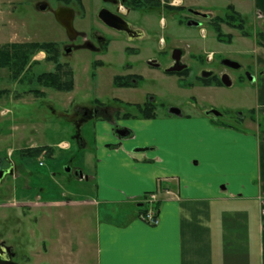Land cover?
Returning <instances> with one entry per match:
<instances>
[{"label": "rangeland", "instance_id": "1", "mask_svg": "<svg viewBox=\"0 0 264 264\" xmlns=\"http://www.w3.org/2000/svg\"><path fill=\"white\" fill-rule=\"evenodd\" d=\"M195 1L219 16L225 13L228 4H232L231 0ZM237 1L233 4L253 33L252 8L249 4L242 6L239 3L249 0ZM100 4L101 0H82L83 11L75 3L69 7L75 11L74 28L86 34L93 44V31L102 33L110 39L108 51L92 53L79 49L65 53L66 38L53 16V11L63 6L61 3L55 0H0V46L53 44L57 62L67 65L73 72V88L69 92L38 84L35 81L38 76L56 72L50 54L41 48L29 52L25 68L18 77L13 78L6 68L0 69V154L19 164V150L43 146L53 149L51 158L43 157L42 167L35 159L21 160L30 174L9 178L0 186V241L13 248L16 264H51L48 259L35 263L34 257L40 254L35 252L45 246L47 256L54 258L53 244L57 235L63 232L66 236L71 225L78 226L84 247L81 264H94V226L103 215V207L90 205L98 198L95 190L97 160L86 159V152H94L97 137L105 132V128L104 121L98 117H88L80 126L75 124L80 119L76 112L96 105V100L124 111L123 105L112 103V100L142 105L153 98L156 103L155 121L165 117L170 108H178L189 116L215 111L219 117H207L212 121L217 119L220 125L239 130H244L243 123L250 121L249 109L254 102V93L253 83L248 81L252 73L248 41L252 37L244 38L237 31L226 28L224 32L232 37L230 42L224 43L217 41L204 23L200 26L206 30L203 38L199 28L180 26L176 18L165 16L166 28L162 29L155 14H133L127 20L134 28H140L144 36L130 43L124 35L109 31L96 20ZM41 5H46L45 12L38 10ZM160 39L167 47L162 54L158 48ZM184 43L190 47L189 56L184 55L190 68L189 76L179 78L163 73V66L170 61L171 48ZM75 44L83 45L80 38ZM126 46L137 47L139 53H124ZM207 53L215 55L213 62H206ZM151 59L159 60L161 68H149L146 63ZM222 59L240 65L237 70H228L232 85H200L197 81L200 71L208 68L220 73L218 66ZM98 61L103 64H93ZM126 74L142 76L136 89L112 84L114 76ZM137 119L113 117L112 136L119 141V131L135 128ZM58 144H67L68 147L59 148ZM77 171L82 173V180L75 175ZM38 201L85 205L53 209L33 206ZM68 240L64 237L63 243ZM63 258L58 264H66V256Z\"/></svg>", "mask_w": 264, "mask_h": 264}, {"label": "crops", "instance_id": "2", "mask_svg": "<svg viewBox=\"0 0 264 264\" xmlns=\"http://www.w3.org/2000/svg\"><path fill=\"white\" fill-rule=\"evenodd\" d=\"M248 2L239 3L252 8L251 25L256 27L255 14L262 19L253 31L257 37L248 41L255 80L244 130L215 124L204 114L166 115L137 119L127 129L131 135L117 141L112 121L101 119L105 132L94 152H86V159L97 160L98 198L90 205L103 207L94 226V264H264V0ZM148 194L157 205L153 226L138 216ZM77 205L85 203L33 206ZM68 229L56 237L54 258L41 246L35 263L58 264L66 256V264H81L79 228Z\"/></svg>", "mask_w": 264, "mask_h": 264}, {"label": "flooded vegetation", "instance_id": "3", "mask_svg": "<svg viewBox=\"0 0 264 264\" xmlns=\"http://www.w3.org/2000/svg\"><path fill=\"white\" fill-rule=\"evenodd\" d=\"M55 1H56V3L58 2V3H61L63 5V6L58 7L57 9L67 8V9H70L73 11V14H74L73 22H74V18L76 17L75 11L73 9H71L69 6L72 3H75L83 11L82 0H81L80 5H78V3L75 0H68V1L55 0ZM234 1L235 0H231L232 4H228L227 6L232 5L234 7V4H233ZM195 2L197 3V1H195V0H101V4L96 11V20H98L100 22V24L102 26H104L106 29H108L109 31L124 35L130 43H132L134 41L141 40L144 36V32L140 28H134V26L131 25L130 22L127 20V18L133 14L145 15V16L155 14L156 16L159 17L158 20H159L160 27L162 29L166 28L165 16H170V17L176 18V21L178 22V24L180 26L183 25V26L191 27V28H199L200 35H201V37L204 38L206 35V30L200 26L204 23L214 33L212 28L215 26L216 23H220V21H218V20L220 18H222L224 14L221 16L214 15L211 12H208L206 9L202 8L200 5L196 4ZM227 6L225 7V9L227 8ZM101 10H106V11L110 12L111 14H113L117 17L118 29H114V28H111V27L105 25L98 18V13ZM55 11H53V12H55ZM261 19H262L261 16L255 14V20H256L255 26L256 27H253L254 24H253V26L251 25V28L253 31L255 28H257L259 26ZM73 22H72V27H73V30L75 32V36L72 40L69 39L65 30L59 25L62 28L64 35H65V38H66L65 40H66L67 45H65L66 47L63 48L65 53L67 50H69L68 53H71L72 51H77L79 49H86L92 53H104V52L106 53L108 51V47L110 45V39H107L102 33H99L98 31L95 30V31H93V33H92L93 35L91 37L92 40L94 41V44H93L86 37V34L80 32L74 28ZM257 23H258V25H257ZM226 28L231 29L227 25L220 23V29L222 30V32L226 35H231L229 33L224 32V29H226ZM256 33L257 32H255V33L253 32L252 37H253V34L257 37ZM214 35H215V33H214ZM79 38L81 39V42L83 43L82 46L75 44ZM244 38H246V37H244ZM158 48L160 50V54H162L163 52H165L167 50V47H166L164 40H162V39L159 40ZM171 49L172 50L170 52V61L163 66V68H162L163 73L168 74V75H176V74H179V73H181L187 69L190 70L189 66L185 62V57H184V55L189 56V54H190L189 44L184 43L183 45H175ZM123 51H124V53L130 52V53H132V55H137L139 53V49L135 46H126V47H124ZM163 56L164 55H162L161 57H163ZM173 56H179L180 57L179 66H183V67L185 66V68L182 69L180 72L168 73L166 70L173 67L176 63L173 60ZM214 56L215 55H213L212 53H207L206 54V62H208V63L213 62ZM224 60H227V59L220 60V63L218 66V68L221 69L220 73L217 72L215 69H208V68L202 69L200 71V73L198 74L199 77H198L197 81L199 83H200V81H205V82L211 81L214 83V84H211V85L205 86V87L224 86L222 83V78L227 77L229 79V81L231 82V85H232V80L230 78L228 70H230V69L231 70H237V69H233V68H230L228 66L223 65L222 62ZM93 64L102 65L103 63L98 61V62L93 63ZM146 65L149 68H153V69H160L161 68V64H160L159 60H157V59H151V60L147 61ZM239 68H240V65H239ZM122 76H131L132 77V80H131L132 86L129 87L131 89H136L138 87V84H139L138 80L142 79V76L137 75V74H126V75H122ZM188 76H189V74H188ZM178 77L181 78L184 76H178ZM187 77H184V78H187ZM250 78H251V80L249 79L248 81L252 83L255 79L253 77H251V75H250ZM216 82H219L220 85H216L215 84ZM143 104H151V105H154L156 107V103L154 102L153 98L147 99ZM170 109H172V108H170ZM176 109H178V108H176ZM178 110L181 112L182 116L185 115V114H183V112L180 109H178ZM118 111H120L119 108H116L115 106L96 104L94 106L83 109L80 113L76 112V115L79 116L80 119L78 121H76V122L74 121V122H75V124L80 126L81 122L84 121L85 119H87L88 117H90V118H94V117L97 118L98 117L101 119L107 118L110 121H112L114 115L117 114ZM121 112L122 111H120V113ZM213 113H217V112L205 111L204 115L205 116L211 115L214 118H217L220 116L219 113H217V115H215ZM167 115L170 116V114L168 112H167ZM212 122L220 125L217 122V119H214ZM229 127H232V126H229ZM43 147H47V146H43ZM31 148H36V147H31ZM43 157H46V156L43 154L40 156V158L35 159L36 162L38 163L39 167L43 166ZM0 158H1V162H0V186H2L6 182V180L9 178L17 179L22 174H23V177H25L24 173L30 174L24 168V164L22 163L21 160L19 161V164H18V163H14V162L10 161L5 156H2L1 154H0ZM67 170L70 171L69 168H67L66 171ZM69 171H67V172H69ZM79 173L80 172L77 171V172H75V175L80 177ZM28 188H30L29 185H28ZM8 248H10L9 252L7 251ZM15 256L16 255L13 251V248L11 246L7 245L5 242L0 241V259H2V260H9L10 259L13 263H15L14 262Z\"/></svg>", "mask_w": 264, "mask_h": 264}, {"label": "trees", "instance_id": "4", "mask_svg": "<svg viewBox=\"0 0 264 264\" xmlns=\"http://www.w3.org/2000/svg\"><path fill=\"white\" fill-rule=\"evenodd\" d=\"M68 1V0H65ZM78 5H80L81 0H75ZM218 21L220 23H223L227 25L229 28L237 31L240 33L241 36L249 38L252 37L251 31L247 27V22L244 19V17L238 13L235 8L232 5L227 6L225 9V13L222 18H220ZM220 23H216L215 26L212 28V30L215 33L216 40L219 42L228 43L231 40V35H226L222 32L220 29ZM41 48L46 50L50 54V60L55 63V74H45L40 75L35 80L38 84H42L45 87H50L52 89H55L56 91H65L69 92L73 88V72L71 69L67 67V65H63L59 62H57L56 58V50L55 46L53 44H46V45H4L0 46V69L6 68L12 73V77L16 78L18 77L23 69L25 68L28 54L31 52V50ZM190 70L187 69L179 74H176L178 76H184L187 77ZM64 78V80H63ZM132 77L131 76H114L112 80V84L116 87H122V88H129L132 86L131 84ZM201 85L209 86L211 84H214L211 81L205 82L200 81ZM216 85H220L219 82L215 83ZM95 104L103 105L99 101H95ZM112 103L123 105L124 111L121 113L118 112L114 115L116 118H137L138 119H151L155 118V106L151 104H129V103H122L121 101H118L117 99L112 100ZM136 116V117H135ZM131 133L128 130H120L119 131V137H128ZM20 160L27 159V158H33L37 159L41 155H45L47 158H51L53 155V149L49 147H36V148H26L23 150L18 151ZM141 206L138 208V216L146 214V209L144 208L145 205L142 203H139ZM153 206V209L157 210L156 203Z\"/></svg>", "mask_w": 264, "mask_h": 264}, {"label": "water", "instance_id": "5", "mask_svg": "<svg viewBox=\"0 0 264 264\" xmlns=\"http://www.w3.org/2000/svg\"><path fill=\"white\" fill-rule=\"evenodd\" d=\"M38 10L40 12H45L46 10V6L45 5H41L38 7ZM53 16L55 21L65 30L66 34L68 35L69 39L72 40L75 36V32L73 30L72 27V22H73V11L67 8H59L57 9L55 12H53ZM98 18L107 26L114 28V29H118L117 26V17L113 14H111L110 12L106 11V10H101L98 13ZM69 50L66 51V53H68ZM173 60L176 62L175 65L171 68H169L168 70H166L168 73H175V72H180L182 69L185 68V66H179V61H180V57L179 56H173ZM223 65L228 66L230 68L233 69H238L239 65L235 62L229 61V60H224L222 62ZM251 80V78H249ZM222 83L224 86L226 87H230L231 86V82L229 81V79L227 77H223L222 78ZM168 113L170 115L173 116H177L180 117L181 116V112L176 109V108H172L168 111ZM215 115H217V113H213ZM0 162H1V158H0ZM69 171V170H67ZM80 178L82 177L81 172L79 173ZM7 251H10V248L7 249ZM0 264H15L13 263L10 259L9 260H2L0 259Z\"/></svg>", "mask_w": 264, "mask_h": 264}, {"label": "built area", "instance_id": "6", "mask_svg": "<svg viewBox=\"0 0 264 264\" xmlns=\"http://www.w3.org/2000/svg\"><path fill=\"white\" fill-rule=\"evenodd\" d=\"M146 201L148 204H152L155 201V197L150 195ZM141 219L149 225H155L157 223L156 211L150 209L146 214L141 216Z\"/></svg>", "mask_w": 264, "mask_h": 264}]
</instances>
